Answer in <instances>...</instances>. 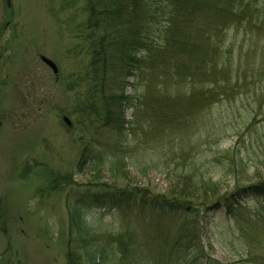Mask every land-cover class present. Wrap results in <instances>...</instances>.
Returning <instances> with one entry per match:
<instances>
[{
  "label": "trees",
  "instance_id": "obj_1",
  "mask_svg": "<svg viewBox=\"0 0 264 264\" xmlns=\"http://www.w3.org/2000/svg\"><path fill=\"white\" fill-rule=\"evenodd\" d=\"M80 1L78 32L88 64L77 123L84 118L96 135H109L104 152L83 148L80 173L106 172L110 180L76 191L67 210L65 264H221L204 247L207 224L223 211L244 232L252 217L244 218L238 201L264 198V180H238L251 161L264 164V155L244 141L263 116L264 86L251 91L247 79L264 78V53L260 66L245 65L241 54L234 60L226 32L264 29V0ZM196 136L205 144L235 142L201 153ZM147 167L177 181L180 192L155 194L129 184V171ZM228 176L235 189L220 193L217 185ZM95 208L119 212L122 223L112 218L110 231L102 220L87 223ZM127 209L156 214L144 242L124 227Z\"/></svg>",
  "mask_w": 264,
  "mask_h": 264
},
{
  "label": "rangeland",
  "instance_id": "obj_2",
  "mask_svg": "<svg viewBox=\"0 0 264 264\" xmlns=\"http://www.w3.org/2000/svg\"><path fill=\"white\" fill-rule=\"evenodd\" d=\"M258 2L263 4V0ZM82 7L80 0H0V264H65L67 210L76 191L92 181L110 180L106 172L80 173L83 148L92 146L104 152L109 142L106 132L96 135L84 118L77 123L88 64L78 32L84 19ZM263 33L260 26L228 30L226 42L234 60L241 54L245 65L260 66ZM41 57L55 64L56 75ZM251 78L247 79L249 89L259 92L264 86L259 79L264 78ZM261 108L263 116L257 118L250 137L244 138L245 145L250 149L252 145L259 156L264 155V106ZM63 118L69 120V126ZM227 138L205 144L196 136L197 144L203 143L197 152L227 150L235 142V138ZM240 154H245L242 148ZM251 164L238 177L240 185L264 180V164ZM216 174L214 180L221 176ZM220 181V193L234 191L236 183L230 176ZM128 182L155 194L179 193L182 188L151 167L129 171ZM208 197L205 195L206 200ZM238 202L245 209L244 218L252 217L246 231L235 227L223 211L218 212L207 224L204 247L221 264H264V198L258 203L251 197ZM121 212L129 224L124 227L134 230L144 242V230L157 222L156 214L134 209ZM119 214L95 208L86 222L100 226L102 220L109 224L107 230H115L116 221L122 223Z\"/></svg>",
  "mask_w": 264,
  "mask_h": 264
},
{
  "label": "water",
  "instance_id": "obj_3",
  "mask_svg": "<svg viewBox=\"0 0 264 264\" xmlns=\"http://www.w3.org/2000/svg\"><path fill=\"white\" fill-rule=\"evenodd\" d=\"M41 61L51 69L52 73L53 74H56L57 73V68L56 66L54 65V63L52 61H50L49 59L45 58V57H41ZM63 121L69 125V121L67 118H64Z\"/></svg>",
  "mask_w": 264,
  "mask_h": 264
},
{
  "label": "bare ground",
  "instance_id": "obj_4",
  "mask_svg": "<svg viewBox=\"0 0 264 264\" xmlns=\"http://www.w3.org/2000/svg\"><path fill=\"white\" fill-rule=\"evenodd\" d=\"M57 74V73H56ZM56 74H54V75H56Z\"/></svg>",
  "mask_w": 264,
  "mask_h": 264
}]
</instances>
